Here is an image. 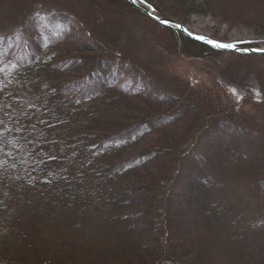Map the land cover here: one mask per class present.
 <instances>
[{
  "label": "trees",
  "instance_id": "obj_1",
  "mask_svg": "<svg viewBox=\"0 0 264 264\" xmlns=\"http://www.w3.org/2000/svg\"><path fill=\"white\" fill-rule=\"evenodd\" d=\"M73 1L81 0L0 3V264H193L199 256L202 264H257L249 253L255 247L264 252V209L258 207L259 214H251L245 225L231 209L233 221L216 228L215 220L208 231L202 222L213 217L194 208L192 213L175 190L194 160L208 153L205 161L224 195L235 196L240 186L259 199L264 113L263 121L253 119L258 115L242 117L232 103H220L219 92L212 96V87L187 80L179 84L193 102L181 104L173 86L158 88L160 77L144 68L114 26L116 16L137 14L128 0H90L101 18L96 26ZM135 1L162 18L159 5ZM202 7L194 1L187 14ZM231 8L264 23V0H233ZM40 13L64 16L74 28L49 32ZM146 18L168 31L175 55L233 57L232 77L228 68L215 76L242 101L246 84L254 88V100L264 101V68L247 73L250 61L264 65V54L240 52L256 49L252 45L218 49ZM78 37L86 43L82 50L73 47ZM13 42L15 48L7 46ZM110 66H116L115 76L122 69L139 75L162 97L106 82ZM260 258L264 264V254Z\"/></svg>",
  "mask_w": 264,
  "mask_h": 264
},
{
  "label": "rangeland",
  "instance_id": "obj_2",
  "mask_svg": "<svg viewBox=\"0 0 264 264\" xmlns=\"http://www.w3.org/2000/svg\"><path fill=\"white\" fill-rule=\"evenodd\" d=\"M148 2H153L155 5H159V12L162 18L155 15L154 9L146 4H141L138 1L130 2L134 9L133 11L137 13L134 16H128L121 14L116 16L114 19V26L120 30L122 33V38L125 39V42L134 49L138 54L137 57L142 59L144 62V68L148 69L151 72H156L160 77L158 88L161 90L164 89L162 86L167 85L168 87L173 86L172 94L180 98V103H192L193 100L189 99L185 94L183 95V88L180 86V80L186 82V80L190 83L193 82V85H200L206 87H212L217 89V92H213L210 90L209 92L214 97H218L219 95L220 103L223 101L232 103L235 107V110L242 116L246 117L249 115H258L253 118L257 121H263L259 117V114L264 113V101L263 97H260L261 103L259 99L254 100L252 91H254L251 85L246 84V99L242 101L238 95L231 92L229 84L225 82V80L220 76H215L217 71L220 69L228 68L226 71L227 77H232V73L236 72L235 64L236 60L233 57H214L209 60L196 59L193 57H187L185 55L177 54L175 55V48L172 47L174 42L168 39L167 33L168 31L162 28H159L157 23L146 18L148 15L145 12L150 13L156 18L166 19L168 21L173 22V24L167 25L168 27H172L176 29V25H180L185 31L189 33L193 38H200L216 41L222 44H235L237 42H246L252 45L254 48L258 49V51L264 50V23L262 26L255 24V16L251 14V12H247L246 10H242L240 13L242 17L235 13L236 9L231 8L233 0H146ZM196 1L198 5H203L202 8L195 9L192 13L190 11L187 14V9H190L192 2ZM74 2V1H73ZM176 2L180 3L179 7L174 6ZM1 3V0H0ZM184 3L185 6L181 4ZM74 4L80 7V12L82 13L84 19L88 22H92L91 24H98V21H101L99 18V14L97 11L92 9V5L90 0H81L79 2H74ZM252 5V4H251ZM250 6V5H248ZM109 7L107 4H102L100 8ZM78 8V7H77ZM158 9V8H157ZM93 10V11H92ZM109 10V9H107ZM114 10V9H113ZM167 10V11H166ZM237 12V11H236ZM93 13L95 17L91 19ZM264 17V15H262ZM150 17V16H148ZM151 18V17H150ZM38 19L42 21L41 26L47 28V31L53 32L62 31L69 28H74L73 21L68 20L64 16H59L55 13H40L38 14ZM153 19V18H151ZM92 20V21H91ZM155 20V19H153ZM96 21V22H95ZM158 22L157 20H155ZM161 23V22H158ZM33 29L31 28L30 31ZM186 36V35H184ZM82 37H84L82 35ZM77 38L78 41L73 45L76 49L77 45H80V49L82 50V45L86 43ZM187 38H192L188 37ZM33 40V39H32ZM31 41V40H30ZM15 42L11 44L9 47L15 48ZM92 50V47L87 46ZM167 48H172L171 53H165ZM227 50H231L226 48ZM237 49L238 48H232ZM177 50V49H176ZM255 50V49H253ZM243 53V51H240ZM81 55L85 57H89L90 52H83ZM235 60V62L233 61ZM216 60V61H215ZM220 60V61H217ZM241 61L243 59H240ZM253 62V63H250ZM249 69L247 70L248 74H252L255 69L264 68V65L257 61H250ZM83 70V67L78 65ZM90 67L84 69L83 72L88 70ZM115 67L110 66L105 73L106 82H112L126 90L134 91V92H143L149 93L151 96L155 97L159 100L161 93L159 90H155L154 86L149 88L147 85L143 84L141 80H139V75H136L133 72L126 71L122 69L119 73L114 74ZM69 76V74H68ZM108 80V81H107ZM248 81V80H247ZM213 82V83H212ZM218 83V84H215ZM162 84V85H161ZM197 86V85H196ZM262 91L264 89V84L262 85ZM207 89V88H206ZM188 90V89H187ZM245 90V88H244ZM191 92V89H190ZM189 92V96L191 93ZM196 93V92H195ZM193 94L191 97H195ZM166 97V96H165ZM236 100V102L234 101ZM201 101V100H200ZM242 101V102H239ZM238 114V115H239ZM229 135V133L226 131ZM224 141H221L223 143ZM253 143H257L258 140H252ZM239 143L243 145L245 140H239ZM217 144V143H216ZM246 143L243 145L245 146ZM205 156L200 157V159H195L191 164L189 169L185 172V178L181 185V187L176 186L175 192L178 193L187 208L193 213V208L196 213L202 212L203 214L210 215L213 217V220H208L202 222V219L199 215H197L198 220L202 222V224H206L205 228L208 231L213 229V221H217L216 228L219 227L220 224H229L230 221L234 220V215L231 209L234 210L235 215L239 217L240 224L245 225L248 223L247 218L252 214L253 216L259 214L258 207L264 209V194L261 195L259 199H255V197L244 194L242 190H240V186L234 190L235 196L232 194H223V190H221L217 186L216 176L211 171L207 162L205 161ZM261 168H256V171H260ZM235 189V187L233 188ZM226 200L225 205L219 203V200ZM174 199V194L172 195ZM230 204L232 208L228 205ZM244 217V218H240ZM224 227V225L222 226ZM213 245L217 242H214ZM211 244V245H212ZM209 253V252H208ZM218 254V253H217ZM264 252L259 247H255V250H251L249 256L251 257L252 263L261 264V256H263ZM217 255L214 256L216 258ZM203 256H199L193 259V264L195 261L203 263ZM206 264H212L210 261H207Z\"/></svg>",
  "mask_w": 264,
  "mask_h": 264
},
{
  "label": "water",
  "instance_id": "obj_3",
  "mask_svg": "<svg viewBox=\"0 0 264 264\" xmlns=\"http://www.w3.org/2000/svg\"><path fill=\"white\" fill-rule=\"evenodd\" d=\"M128 1H130V2H133V0H128ZM148 16H150L151 18H153V19H155V20H157L158 22H161V23H163V24H167V25H170V24H173V22H171V21H168V20H166V19H158V18H156V17H154L153 15H151L150 13H148V12H145ZM176 26H178V25H176ZM177 29H179L184 35H186V36H188V37H192L191 35H189V33L187 32V31H185L180 25H179V27H176ZM193 38V37H192ZM194 39H196V40H200L202 43H206V44H209V45H211V46H213V47H215L213 44H210L208 41L209 40H207V39H197V38H194ZM216 48H218V47H216ZM218 49H226V48H218ZM235 51H238L237 49H235ZM250 53H255V54H264V50H261V51H258V50H250L249 51Z\"/></svg>",
  "mask_w": 264,
  "mask_h": 264
},
{
  "label": "snow or ice",
  "instance_id": "obj_4",
  "mask_svg": "<svg viewBox=\"0 0 264 264\" xmlns=\"http://www.w3.org/2000/svg\"><path fill=\"white\" fill-rule=\"evenodd\" d=\"M133 2H135V0H133ZM141 2H143V0H141ZM177 27H179V25ZM201 39H203V38L201 37ZM208 42L210 44H213L215 47H218V48H228V49L235 48V44H222V43H219L216 41H211V40H209ZM241 42H243V41H241Z\"/></svg>",
  "mask_w": 264,
  "mask_h": 264
},
{
  "label": "bare ground",
  "instance_id": "obj_5",
  "mask_svg": "<svg viewBox=\"0 0 264 264\" xmlns=\"http://www.w3.org/2000/svg\"><path fill=\"white\" fill-rule=\"evenodd\" d=\"M34 23L35 24H38V20L36 19L35 21H34ZM27 34H30V32L27 30Z\"/></svg>",
  "mask_w": 264,
  "mask_h": 264
}]
</instances>
